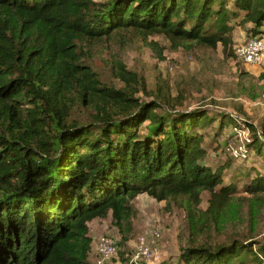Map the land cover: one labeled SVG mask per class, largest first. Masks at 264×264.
I'll list each match as a JSON object with an SVG mask.
<instances>
[{"label": "trees", "instance_id": "trees-1", "mask_svg": "<svg viewBox=\"0 0 264 264\" xmlns=\"http://www.w3.org/2000/svg\"><path fill=\"white\" fill-rule=\"evenodd\" d=\"M236 27L246 37L238 44L263 38L264 0H0V264H93L89 222L110 210L117 224L131 220L137 195L208 190L214 204L239 190L224 180L231 157L216 169L206 163L200 129L252 128L246 152L264 156L250 121L206 107L164 110L157 97L135 96L138 72L121 63L126 86H108L80 55L84 42L127 31L231 52ZM74 91L96 110L91 119H70ZM241 178L245 191L264 192L254 162ZM159 264H264V241L187 245Z\"/></svg>", "mask_w": 264, "mask_h": 264}, {"label": "rangeland", "instance_id": "rangeland-1", "mask_svg": "<svg viewBox=\"0 0 264 264\" xmlns=\"http://www.w3.org/2000/svg\"><path fill=\"white\" fill-rule=\"evenodd\" d=\"M233 37L235 43L231 52H227L221 43L213 48L196 41L175 40L161 32L127 31L104 41L84 42L80 55L84 63L98 72L105 85L126 86L117 77L123 63L143 79L136 97H157L167 111L206 107L236 114L264 135V103H261L264 71L258 65H245L237 59L236 45L246 38L242 28L236 27ZM66 104L70 119L81 122L91 119L96 112L76 91L68 95ZM111 106L116 107L113 103ZM27 112L25 104H20L19 113L25 116ZM216 128L214 123L200 129L208 151L205 161L216 169L227 165L231 157L232 164L225 171L224 180L237 182L239 190L225 202L214 204L208 190H201L198 196L182 194L165 201L142 193L131 199L134 208L131 220L117 224L111 210L95 217L90 221L95 243L102 235L112 237L117 243V253L107 264H132L143 243H149L153 249L146 264H159L174 260L187 245L215 247L236 237L264 241V192L245 191L241 178L252 162L264 172V156L246 152V143L254 130L235 131L230 127L220 134ZM229 136V143H224ZM155 229L161 231L159 239L153 237ZM95 258L93 253V264Z\"/></svg>", "mask_w": 264, "mask_h": 264}, {"label": "built area", "instance_id": "built-area-1", "mask_svg": "<svg viewBox=\"0 0 264 264\" xmlns=\"http://www.w3.org/2000/svg\"><path fill=\"white\" fill-rule=\"evenodd\" d=\"M235 54L237 59L245 65H258L264 71V40L262 38L251 37L237 44ZM261 103H264V91ZM152 232L154 238L159 239L161 237L159 229H155ZM117 249V244L112 237L107 235L100 236L95 245L96 258L94 264H107L117 253ZM152 255V246L149 243H143L139 245V249L132 259V264H146Z\"/></svg>", "mask_w": 264, "mask_h": 264}, {"label": "crops", "instance_id": "crops-1", "mask_svg": "<svg viewBox=\"0 0 264 264\" xmlns=\"http://www.w3.org/2000/svg\"><path fill=\"white\" fill-rule=\"evenodd\" d=\"M89 227H90V222H89ZM93 236V235H92ZM95 243V240L93 241V244ZM94 247V246H93Z\"/></svg>", "mask_w": 264, "mask_h": 264}]
</instances>
